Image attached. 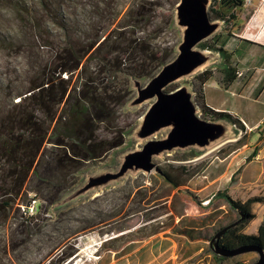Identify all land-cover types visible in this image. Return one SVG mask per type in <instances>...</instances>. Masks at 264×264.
Masks as SVG:
<instances>
[{"label":"trees","instance_id":"obj_1","mask_svg":"<svg viewBox=\"0 0 264 264\" xmlns=\"http://www.w3.org/2000/svg\"><path fill=\"white\" fill-rule=\"evenodd\" d=\"M240 3L243 0L220 3L213 12L226 21L249 18L251 7L243 8ZM155 5L153 1L136 0L121 16L123 5L117 0H0V52L19 61L11 78L0 79V264L6 263L14 234H2V228H6L31 178L37 179L38 191L49 190L50 200L57 201L79 182L87 162L104 158L125 142L114 123L119 107L134 93L132 78L150 80L177 52L171 44L154 41L156 29L150 27L155 24ZM224 8L235 10L225 12ZM206 45L202 43L223 56L221 83L226 88L237 77L233 53L224 46ZM216 76L212 68L196 76L195 99L203 116L227 119L237 132L246 135L238 117L206 104L204 87ZM102 127L113 135H103ZM242 139L229 151L221 150V157L242 147ZM47 143L52 144L48 155L55 162L53 169L46 170L49 176L39 170L48 152ZM164 176L174 188L179 187L172 175ZM213 199L225 201L238 215H229L217 231L240 218V213L244 216L222 236V246L264 248V221L257 233L243 232V226L255 217L249 208L253 200L242 203L226 190L215 193L209 203ZM24 217L23 231L32 228L26 221L34 219ZM209 250L218 263L229 258Z\"/></svg>","mask_w":264,"mask_h":264},{"label":"rangeland","instance_id":"obj_2","mask_svg":"<svg viewBox=\"0 0 264 264\" xmlns=\"http://www.w3.org/2000/svg\"><path fill=\"white\" fill-rule=\"evenodd\" d=\"M117 1L123 5L122 16L136 0ZM149 1L156 3L155 24L150 27V30L156 29L154 41L162 45L166 42L176 47L181 41L180 29L174 24L179 0ZM219 7L220 0H212L209 12L213 20L219 19L223 22V27L203 43L217 44L227 49L234 42L236 35L233 33H237L242 25L233 18L227 21L218 18L213 9ZM234 10L224 8L225 12ZM236 12L239 14V9ZM229 32L232 35H229ZM244 50V46L241 45L239 52L242 54ZM18 62V59L0 52V79L7 81L11 78L12 70ZM208 68L215 69L219 74L223 68V61L209 65L190 76L187 81L194 90L195 84H198L196 76ZM182 83L184 80L171 84L167 89H175ZM136 94L134 90L131 98L119 107L114 123L118 133L124 134L125 142L104 158L87 162L79 174V182L71 189L78 186L88 173H95L103 168H117L118 155L121 152L139 148L145 143L135 141L129 133L153 100L137 108H128V103ZM194 100L196 102L195 95ZM197 106L199 114L204 117L200 106L198 104ZM100 131L105 136L113 135L104 127ZM167 132L168 130H163L153 138H163ZM247 137L248 135L241 131L232 140L212 149L166 152L161 157L154 158L156 167L151 172L130 173L119 184L114 183L98 192L90 193L56 212L52 211L56 201L50 200L49 190L38 191L37 179L31 178L17 199L6 228H2L1 231L2 234L14 231L13 241L8 247L10 261L8 258L5 259V264H163L157 254L165 248L162 241L136 242L147 238L155 230L156 234L174 236L178 242L180 256L190 257L192 263L254 264L259 257L257 252L229 257L221 263L214 261L209 250L210 238L217 232L219 223L226 224L229 215L232 214L235 218L238 215L232 213L226 202L221 199H213L209 203L215 189L206 187L207 179L204 177V171L209 164L214 159L222 158L221 150L229 151L238 139L243 138L242 140L246 142ZM45 147L48 152L41 160L39 170L49 176L46 170L53 169L55 162L48 155L52 144L47 143ZM196 151L199 153L195 155ZM164 173L172 175L179 183V187L174 188ZM203 187H206L204 192ZM71 189L63 193L59 199ZM33 198L38 199L40 203L39 211L32 221H26L32 228L23 231L25 215L20 206L29 203ZM246 228L247 225H244L243 229Z\"/></svg>","mask_w":264,"mask_h":264},{"label":"water","instance_id":"obj_3","mask_svg":"<svg viewBox=\"0 0 264 264\" xmlns=\"http://www.w3.org/2000/svg\"><path fill=\"white\" fill-rule=\"evenodd\" d=\"M211 1L179 0L174 15V24L181 33L176 56L145 84L141 79L132 78V88L137 94L127 107L137 108L153 100L129 133L135 141L145 143L139 148L121 152L117 168H103L95 173H88L78 186L53 204V212L111 184H119L130 173L151 172L156 167L154 158L161 157L166 152L188 149L204 151L236 136V127L227 119L208 120L199 114L194 100L195 90L187 81L201 69L223 61L220 51L202 46L205 40L223 27L221 20L210 17ZM180 80H184V83L175 89H167ZM163 130H168L163 138H153ZM240 214V218L214 234L210 240V248L213 253L223 257L257 252L259 257L254 264H264V248L260 246L243 245L231 249L220 244L222 236L244 220L243 214Z\"/></svg>","mask_w":264,"mask_h":264},{"label":"crops","instance_id":"obj_4","mask_svg":"<svg viewBox=\"0 0 264 264\" xmlns=\"http://www.w3.org/2000/svg\"><path fill=\"white\" fill-rule=\"evenodd\" d=\"M247 3L252 13L247 19L238 18L242 28L233 33L234 42L227 47L233 53L237 77L225 88L221 83L223 75L219 73L204 90L206 104L238 117L248 137L244 145L229 156L214 159L204 171V177L206 187L214 188L215 193L226 190L242 203L253 200L249 208L255 217L245 224L247 228L243 232L255 234L264 221V0H248ZM241 45L245 49L243 55L239 52ZM156 240L165 244V248L157 252L163 264H195L190 257L180 256L174 236L154 234L136 242Z\"/></svg>","mask_w":264,"mask_h":264},{"label":"built area","instance_id":"obj_5","mask_svg":"<svg viewBox=\"0 0 264 264\" xmlns=\"http://www.w3.org/2000/svg\"><path fill=\"white\" fill-rule=\"evenodd\" d=\"M39 201L33 198L29 203L22 204L20 207L25 216H35L39 211Z\"/></svg>","mask_w":264,"mask_h":264},{"label":"flooded vegetation","instance_id":"obj_6","mask_svg":"<svg viewBox=\"0 0 264 264\" xmlns=\"http://www.w3.org/2000/svg\"><path fill=\"white\" fill-rule=\"evenodd\" d=\"M229 1L233 3L235 0H220V3L223 5L224 3H227V2H229ZM247 1H248V0H243V3H242L243 7H245V8H247V6H248ZM221 4H220V5H221Z\"/></svg>","mask_w":264,"mask_h":264},{"label":"bare ground","instance_id":"obj_7","mask_svg":"<svg viewBox=\"0 0 264 264\" xmlns=\"http://www.w3.org/2000/svg\"><path fill=\"white\" fill-rule=\"evenodd\" d=\"M90 240V239H89ZM90 245V244H89ZM90 246H92V245H90ZM97 255H95L94 257L97 259V257H96Z\"/></svg>","mask_w":264,"mask_h":264}]
</instances>
